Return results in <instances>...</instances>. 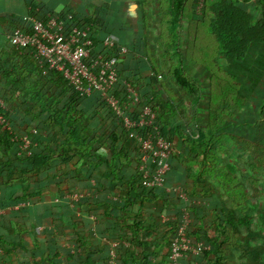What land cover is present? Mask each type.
<instances>
[{
	"label": "trees",
	"instance_id": "obj_1",
	"mask_svg": "<svg viewBox=\"0 0 264 264\" xmlns=\"http://www.w3.org/2000/svg\"><path fill=\"white\" fill-rule=\"evenodd\" d=\"M246 1H253L254 5H257L260 11L264 12V0ZM204 2L205 10L208 8L209 0H204ZM194 3H197V0H173L172 18L170 22L173 23L174 27H177L175 46L179 56V65L174 70V76L177 84L189 93L195 95L201 90L203 92L205 91L206 93L204 94L206 95L210 94V99H208L206 103L207 109L205 113L203 112V119L210 120H204L209 131L205 132L207 126L199 125L198 132H194L195 127L190 124L191 121H189L186 111L178 106V99L172 101V95L169 94V87L164 86L165 80L162 76V71L157 62L150 55L141 56L147 68L142 71L140 75L138 72L134 73L139 80H142V85L138 82L139 80L124 76L121 68L123 63L127 60V57L133 53V50L124 57V60L119 65L120 81L117 84L116 90L120 91L124 99L126 96V83H132L136 89L144 87L146 88L145 96L143 97L141 95L143 104H150L157 113V105L160 107L157 124L161 133L172 145L179 140L180 143L178 146L185 147L183 149L181 147L178 148V153L174 155L172 159V171L169 173L168 178H170L174 172L173 175L179 171L182 173L177 174L178 177H183L186 182L190 181V185L186 183V188H184L189 201L186 208L190 211L193 219H197V221L201 222L200 216L203 215L201 214L202 204L199 203V199L206 198L211 193H214L212 186L204 180V173L211 167V164H213L214 159L211 156V152L214 141L219 139L220 129L218 120L223 118L226 112L222 102L233 96V94L237 95L242 93V90L239 89L240 83L237 80L231 82L228 78H224L215 68L214 63L217 59L220 46L218 43H215L214 37H210V28L207 18L200 19L197 16L196 11H194ZM29 6L31 8L30 17L33 16L35 18L47 15L48 13H55L53 10L41 6L34 1H30ZM191 7L193 8L191 9ZM61 13H73L75 19L72 22L74 24H78L81 29H90L89 38L94 43V53L96 52L97 54H102L109 58L118 56V48L109 51L105 47V40L112 33L107 32L99 15L92 18H82L70 7H67ZM31 26V21L27 19L19 24L17 29L29 31L31 30ZM123 46H125V44ZM10 56L13 58L15 57V59L19 57L23 65H19L20 61H17L18 64L8 61L7 64L9 66H1L0 64V79L2 78V82L5 84L3 88L4 94H2L4 97L3 99H5L6 104H8L7 106L15 108L14 106L16 105V109L12 115L9 111L0 108V114L4 115L9 122H13L17 128L16 130H18L22 136L25 134L29 135L31 138L33 136L34 143L37 137H34V133H31V131L35 129L34 126H29L26 122L21 123L15 121L16 118H20L18 115L19 112L25 116H31L34 125L36 124L34 121H38V119H46L45 121H47V123L49 120L51 125L54 124V127L66 134L67 139L62 147L59 145L55 147L49 145L45 146L46 150L40 148L42 152L40 157L35 155L31 157L27 155L20 156L19 146L13 141V137L9 130L6 127L0 126V177L8 173H13L17 177L16 180H9L13 189L11 192L12 197L10 199H6L5 197L0 198V209H7L6 216L0 217V242L4 245L8 244V240L5 237L6 235H4L2 231H12L10 227L15 225H22V228L26 226L27 228L23 229L22 234L18 235L19 241L14 246L17 250L29 254V260L32 264H82L83 257H79L78 254L73 255L70 250H66L63 244L66 240L62 237H58L54 232H49L47 234L50 243L48 253L45 255L38 254L41 245L37 242V236L35 234L41 227L39 223L43 225L47 224L48 222L45 221L47 218H50L51 221L59 219L63 222L64 227H69V229L63 233V237L66 238L72 234L74 238L72 242L85 249L87 260L85 264H99L93 263L94 258L92 256L99 240L97 225L92 224L88 226L89 221L86 220L85 217H80L78 215L79 211H89L86 210L88 205H99L103 208V211H106V217H114L110 213L111 211L121 217L119 222H116L113 227L109 228L114 234L117 233V237L114 239L108 238V241L127 242L131 245L130 247H125L123 245L119 247L117 251V264H172L173 244L181 218L177 217V220L166 225L163 224V219L165 217L178 216L180 206H182L180 196L178 194H168L165 189L155 190L148 189L144 186L143 178L139 172L140 147L137 140L130 137L122 120L116 117L99 96L94 95L96 98V105L101 109H109V112L115 120L121 122V130L116 127L118 129V134H113L109 141L104 140V143H101L102 141L98 139L96 130L93 131V128H88V126L82 122V116H84V114L79 111V105L88 97L81 96L78 92L69 87L67 81L60 73L49 70L47 75L42 74V71L37 66V64L41 66L40 62L35 59L30 49L16 50L14 54ZM32 66L35 70L39 71V78L30 76L29 72ZM46 68H48V66ZM30 73L34 74L33 71ZM222 80H224L225 83H222ZM215 82H218L216 85L218 88L213 89ZM214 91H216V93L213 94ZM16 102L18 105L15 104ZM197 103L200 104V107H204L205 105V103L201 104L199 97ZM199 104L197 105L199 106ZM40 122L44 123L43 121ZM121 141L122 146H120ZM109 142L111 145H109ZM129 145L137 149L134 156L131 155L132 157H128ZM103 147H109L110 153H100ZM1 154H3L2 157ZM57 158H60L62 161L71 159V165L67 167L68 171L66 172L75 171V169L78 168L80 160L89 159L90 161L88 160L86 164L83 165L85 170L87 172L93 170L98 171L99 173L95 172V174L102 182L104 181L103 173L96 167L97 164H104L105 168H107V175L109 177L111 176L114 180L112 193L114 195L113 197L116 199H109V194L108 196L98 197V199L94 201L83 200L75 209L69 205L67 199V202L64 200L60 202L54 201L52 204L48 205L42 200L41 202L43 205H41V207L44 211H47L48 217L42 216L45 212H40L37 215L41 217V219L45 218V220L39 223L35 221L34 216L37 212L35 213L34 211L36 205L32 206L34 203L33 201H35L36 196L42 194V191L47 186L45 185L44 178L38 179L40 177L39 170L48 166L52 160ZM94 159L95 162L97 161L96 163L93 162ZM39 162H41L40 165L38 164ZM175 162L178 164L177 167H179V169L173 172ZM191 162H194V165L191 167L187 166ZM132 169L135 170V174L130 173ZM51 175H54L53 178H58L59 176L58 173H51ZM99 176L103 179L101 180ZM93 181L97 182L96 188L90 186L88 188L84 187L83 190L91 188L93 191L96 190L99 192L100 195L101 189L98 184V179L91 177L88 183L92 184ZM167 185L169 186V182ZM123 186H127L129 189L125 190L122 188ZM76 192L78 191H75V194ZM65 197L66 194L62 193L61 198L65 199ZM99 200L100 202H98ZM132 201H135L134 203L140 201L142 208L145 207V204L159 205L161 204L160 202H164L166 206L161 212H156L148 217L147 221L146 219H144V221H139L141 216H145L144 211L140 212V217L132 221L126 205L132 203ZM20 203H25L28 207L8 211V209L20 205ZM39 209L37 211H39ZM170 210L172 212H169ZM227 218V221L218 223V228H216V233L221 232V236L215 234L211 236L209 234L210 229L205 233V236L208 238L206 241L208 240L207 242L212 245L211 252L207 253V255L213 257V262L211 264H223L225 260L223 249L224 240L222 237L228 238L230 233H226L224 224L237 232L240 229L248 230L247 227H249L251 216L245 215L237 217V215L232 216L231 214L230 217ZM21 219L24 221L21 222ZM202 224L203 227L207 225L205 219H202ZM192 227L190 229L191 239L196 242H201L202 240H200V237L197 234L195 236L193 233ZM159 228H161L160 232H158ZM163 228L167 229V233L162 235L161 232H165L162 230ZM70 229L72 231H70ZM83 229L90 231L84 239L82 237V232L85 233V230ZM14 236L16 235L14 234ZM234 236L237 235L234 234ZM15 241L14 239L13 242ZM234 241H236V239H234ZM234 241H232L233 244ZM242 244L238 246H243L245 249V244ZM247 244L252 248L249 243ZM229 248H235V246L232 245L229 246ZM248 252H250V250ZM151 256L154 257L155 262L151 261ZM192 256V254L187 256L189 259L185 262L186 264H195L193 259L191 260ZM259 261L261 262L262 260L259 259ZM260 262L255 264H259ZM260 264L264 263L261 262Z\"/></svg>",
	"mask_w": 264,
	"mask_h": 264
},
{
	"label": "crops",
	"instance_id": "obj_2",
	"mask_svg": "<svg viewBox=\"0 0 264 264\" xmlns=\"http://www.w3.org/2000/svg\"><path fill=\"white\" fill-rule=\"evenodd\" d=\"M30 1L39 3L41 6L51 9L54 12H62L64 9H66L67 7H71L72 5L74 7V11L76 12V14L82 18H92V17H96V15H99V18L102 20L104 27H106L107 29V32L118 35L121 38L123 45L124 44L129 45V47H131L133 50V53L127 57V60L123 63L121 67L124 76L133 77L135 80H139L138 77L134 75V73L138 72V74L140 75V73L147 68L144 61H142L141 58V56L144 55V50H145L144 48H146L143 30H145L146 14L149 8L147 7V3L145 0H0V64L1 66L8 65L7 64L8 61H12V63L15 62V64H18L17 61H20L19 65L23 63V62L21 63V59L19 57L15 59V57L13 58L12 56H10L13 55L16 50L10 46L7 40V35L10 33V31H15L19 27V24L26 21L27 19H30L31 16V8L29 6ZM224 1L220 3L219 8H215L214 10L211 9L212 11L211 14L213 15V12L215 14L213 15L214 19L211 15L210 18H212V20L207 18L209 23V28L211 31L210 37H214L215 43H218L220 46L219 52L217 54V59L214 65L215 68L220 72V74L224 76V78H228L231 82L233 80H237L240 83L239 89L242 90V93L237 95L233 94V96L227 98L226 101L222 102V104L225 106V109L227 110L229 106H234L235 104L249 105L250 100L251 99L254 100L253 105L256 107V109H254L251 112H248L247 116L245 117L247 121L245 119L244 120L245 122H248L249 119H251L252 121L255 122L264 117V110L263 113H261V107L264 106V12L260 11L258 6L254 5L253 1H246V0H224ZM209 5H210V0H209ZM215 24L218 29L216 30L220 34L219 37L217 36L215 31L212 30V27H215ZM143 42L144 44H142ZM37 66L42 71V74L44 75L48 74L49 71L48 68L42 65L39 66L38 64ZM159 67L160 69H162L160 65ZM30 70L34 72V74H31L30 71L29 72L30 76L39 78L40 73L38 70H35L33 66L30 67ZM2 81L3 80L1 78L0 99H2V101L4 102L5 108H1V109L9 111L13 115L16 109V105L14 106L15 108H13L12 106H7L8 104H6L5 99H3L4 97L2 95L4 94L3 88L5 85ZM138 82L140 83V85L143 84L141 79ZM221 82L225 83L224 80H222ZM217 84L218 82H215L213 89L218 88L216 87ZM137 90L139 91L140 95H142L143 97L145 96L146 88L141 87V89H137ZM15 104L18 105L17 102ZM96 107H98L96 105V98L94 95H92L89 96L84 102H82L79 105V109H80L79 111L83 112L84 114V116H82V122L86 124L88 128H93V131L96 130L98 134V139L102 141L103 136L99 124L100 116L98 113H95L93 111ZM241 110H243V108H241L240 111ZM238 111L239 109L236 112ZM111 119L114 121V123H112V125L109 124L107 126L109 129L108 131L109 137H105L107 138L106 139L107 141H109L110 137L113 134H118V129L116 128L117 127L116 124L118 122L117 120L115 121L114 120L115 118L112 116ZM19 120L20 118L19 119L16 118L15 121H19ZM9 123L11 125V131L9 128L7 129L9 130L12 137L14 138L15 135L22 136V134L18 130H16L17 128L14 125V123L13 122H9ZM32 131L31 133H34V137L38 135V132H32ZM56 132L62 136V139L56 140V142H54L50 146L55 147L56 145H59L60 147H62L65 144L67 136L64 132H62L59 129H56ZM32 142H33V136H32ZM120 146H122V143L120 144ZM42 149L46 150V148H42ZM102 149L107 150V152L105 151L106 153H110L109 147H103ZM130 150L131 149H129L128 151ZM31 152L32 155H29V157L33 155L38 156L37 154L38 151L34 147ZM2 155L3 154H1V157ZM83 160L80 161V163H78V168H76L75 171L72 172H66L68 171L67 167L71 165L72 162L71 159L62 161L60 158L59 159L57 158L52 160L48 166L44 167L47 170L46 173H49V175L45 177V183L48 184L46 187H48L49 185L51 186L55 185L56 183H54V181L62 178H66L68 181L70 176L76 179L75 184L84 186L85 188L87 187V184L91 185L90 183H88L91 180V177L97 179L96 178L97 176H95L94 173L87 174L89 171L87 172L84 169L83 170L85 172V173L83 172L84 173L83 175H85L84 178L78 177L80 175L79 172L84 168ZM88 160L89 159H86L84 161L87 162ZM93 162H95V159L93 160ZM38 164L40 165L41 162H39ZM177 165L178 164L175 162L173 167V172L179 169ZM187 166L190 165L188 164ZM207 170L208 171L210 170L211 174H214L215 171L219 174V172L221 171V167L215 164H211V167L208 168ZM208 171L207 172L205 171L206 173H204V178H205L204 180L206 181V183H209V185L212 186L214 193H211L206 198L199 199V203L202 204L201 214L203 216H200L201 222L197 221V219H193L194 222L192 227V231L195 234V236L197 234L200 237V240H202L201 243H203L204 245H206V247H208V250L206 252L212 250V245H210L207 242L208 240L206 241V239H208L205 236L206 231L210 229L209 234L211 236L213 234L221 236L222 235L221 232H217L218 234L216 233V228H218V223H223V221H227L228 220L227 217H230L231 214L232 216L237 215V217H241L243 215V214L240 215L235 211H234L235 213H232L233 212L232 210L229 211L227 209L228 202H230L229 201L230 196L226 194H222L221 192H219V190H217L216 186L207 176ZM51 173H58L59 175L58 178H53L54 175L52 176ZM181 173L182 172L177 171L175 175L172 174L170 178H168L169 180L168 182L170 186H175L184 190V188H186L185 184L188 183V185H190V181L186 182L184 181L183 177L177 176V174H181ZM43 175H40L38 179L39 180L42 179ZM16 179L17 177L13 173L12 174L8 173L7 175L0 177V198L5 197L6 199H10L12 197L11 192L13 191V189H12V185H10L9 180L13 181ZM105 181L106 180L103 181V184H105ZM92 184L93 186L94 184L97 185V182L93 181ZM98 184L101 189L100 183ZM106 184L111 188L114 187V180L112 179L111 176L109 177V180H107ZM94 187L96 188V186ZM76 191H78L76 192V194L93 192V190L90 191V189H87L86 191H80V190H76ZM101 191L103 192V188L101 189ZM48 192L50 194L52 193L51 190L45 191V193ZM58 194L60 196H58ZM58 194H57L56 202H60L62 200L67 202L68 196H66L64 199L61 198L62 193L59 192ZM173 194H178V193H173ZM98 197H102L101 194ZM112 197L113 196L108 198L111 199ZM180 201L182 202L181 204L183 207L186 206L187 203L189 202L183 200L181 197H180ZM98 202H100V200ZM160 203H161L159 204L160 206L145 204V207L142 209L145 215L143 217L142 216L140 217L141 211H139L138 209L136 211H132L128 209L130 213L129 216L132 219V221L136 220L138 217H140L139 221H144V219H146L147 221L148 217H150L156 212H161V210L166 206L164 202L163 203L160 202ZM23 204L25 203H20V205ZM45 204H49V203H45ZM134 204L137 205V203ZM182 206H180V209L182 208ZM16 207L17 206H14L8 209V211L18 210L15 209ZM40 207H41V203L37 204L34 207L35 213L37 212L34 216V219L35 221H38V223L45 220V218L41 219V217L37 215L38 213L45 212L42 216L46 218L48 217V213L47 211H44V209H42V211H37ZM101 209L103 210L102 207H97L96 211L83 210V212H81V214L78 213V215L80 217L81 216L85 217L86 220L89 221L88 226L92 224L97 225L96 227L98 230L97 234L99 240L95 248V252L92 255L94 258L93 263L111 264L110 249H108L110 242L108 241V238H112V237L115 238V234L117 233L114 234L112 231L109 230V228L113 227V225L116 222H119L121 217H119V215H117L113 211H111L110 213L114 217H108V216L106 217L105 215L106 211L105 210L102 211ZM6 210L7 209L5 210L0 209V217L6 216ZM86 212H88L89 214H86ZM169 212L172 211L170 210ZM28 216L30 217L29 214ZM202 219H205L206 223L208 224V227L207 226L203 227ZM23 221L24 220L21 219V222ZM45 221L48 222L45 225L39 223L41 228H44V230L42 232L37 231V233L35 234L37 236V242L41 245L39 248L40 250L38 251V254L41 255H45L49 251L50 243L47 237V234L49 232H54V234L56 235V231L61 230L62 231L61 235H57V236L62 237L66 240L67 238L63 237V233L67 229H69V227H64L63 222L59 219L51 221L50 218H47V220ZM55 227H57V229ZM224 227L226 229V233L228 234L230 233L228 235L229 236L228 238L222 237V239L224 240L223 249L225 251V256L228 257L227 254L229 252H227V250L229 246L233 245L232 241L230 240L231 238L234 237V235L232 234L237 235L236 238L237 240L238 238H240L242 233H244V230L240 229L237 232L236 230L230 229V227L225 224ZM26 228H27L26 226L25 228H22V225H15L13 227H10L12 231H7V230L2 231V233L6 235L5 237L8 240V244L4 245L3 243L0 242V264H15L14 263L15 261H18L19 264H32L31 261L29 260V254L17 250V248L14 246L19 241L18 235L22 234L23 229ZM160 230L161 228L158 229V232H160ZM162 230L165 231V232H161L162 235L167 233V229L163 228ZM70 231L72 230L70 229ZM88 232L90 231L85 230V233L82 232L83 239L87 236ZM14 234L16 236H14ZM69 238H73V235L71 234ZM14 239L16 240L15 242H13ZM65 242L66 241H64L63 243L64 245H66ZM78 248L80 249V252L78 254L79 257H83L82 259L83 262L81 263L82 264L87 263L85 256L86 255L85 249L82 248L81 246H78ZM248 255H253V252H251ZM199 258H200L199 255H193L191 257V260L193 259L194 263L195 262L198 263L197 261L199 260ZM187 259H189V257L186 258L184 264H186L185 262L187 261ZM151 261L155 262L153 256H151ZM251 261L252 262L255 261V263L259 262L256 259H252Z\"/></svg>",
	"mask_w": 264,
	"mask_h": 264
},
{
	"label": "rangeland",
	"instance_id": "obj_3",
	"mask_svg": "<svg viewBox=\"0 0 264 264\" xmlns=\"http://www.w3.org/2000/svg\"><path fill=\"white\" fill-rule=\"evenodd\" d=\"M145 1L147 3V7L149 8L146 14L145 30H143L144 41L146 45V48H144L145 49L144 55L146 56L150 55L157 62V64L161 66L162 76L165 80L164 86L169 87V94L172 95V99H173L172 101H176V99H178L177 100L178 106L182 108L184 111H186L189 117V121H191L190 124L193 127H195L194 132L197 133L199 125L207 126L205 125L204 120L210 121L205 118L203 119V112L205 113L207 109L206 103L208 102L207 100L210 99V94L206 95L204 94L206 93L205 91L203 92L200 90V92H197V94L193 95L189 93L187 90L181 88L176 82L174 76V70L179 65V56L175 46L177 27H174L173 23L170 22L172 18L173 0H145ZM223 1L224 0H210V5L208 8H206L207 10L205 9L200 12H198L199 11L198 7L200 5L194 3V11H196L197 16L200 19H204L206 17L212 20V18L210 17L211 16L213 17V15L215 14L214 12L213 15L211 14L212 13L211 9L214 10L215 8H219L220 3ZM192 8L193 7H191V9ZM216 29L217 27L215 24V27H212V30H214L217 36L219 37L220 34L219 32H217L218 29L217 30ZM209 32L211 33L210 30ZM142 44H144V42ZM125 47L128 49V53L126 55L130 54L132 48L129 47V45H125ZM214 93H216V91H214L213 94ZM198 97L199 100H201V104L205 103L204 107L202 106L200 107V104L197 103ZM253 101L254 100L251 99L249 105L235 104L234 106H229L225 112V116L220 120H218L219 129H220L219 139H217V141L216 140L214 141V145L212 146L213 148H212L211 156L214 159L213 164L220 166L221 167L220 172L222 173L219 172L218 174L215 171L214 174H211L210 170L209 171L206 170V172L208 171V175L207 174L206 175L216 186L217 190H219V192H221L222 194H226L230 196L229 197L230 202H228L227 209L229 211L232 210L233 211L232 213L237 212L240 215L243 214L242 216L245 215L251 216L249 227H247L248 230L245 229L244 233H242L240 238H238L236 241H234V239H236L237 236H234L233 238L230 239L231 241H234L233 245L235 246V248L232 249L228 248L227 250V252H229L227 254L228 257L225 256V260L223 261V264H255V261L253 262L251 261L252 259H256L257 261L261 259L262 260L261 262L264 263V117L255 122L252 121L251 119H249L248 122H245V120L247 121L245 117L247 116L248 112H251L254 109H256V107L253 105ZM197 104H199V106ZM99 108L96 107L93 111L95 113H98L100 116L99 124L103 136V140L101 143H104L103 141L107 139L105 137H109L108 134L109 129L107 126L109 124L112 125L114 121L111 119L112 115L109 112V109L104 108L101 110ZM157 108H158L157 114H159L160 107H158L157 105ZM241 108H243V110L240 111ZM238 109L239 111L236 112ZM263 110H264V106L261 107V113H263ZM18 115L20 117L19 122L24 123L26 121V123L29 124V126L31 125L34 126L35 129H33L32 132H38L35 143L31 145V149H33L34 147L38 151L37 154L39 157L42 155L40 148H45V146L52 145L54 142H56V140L62 139V136L56 132V129L58 128L54 127L53 126L54 124L51 125V123H49V120L47 123L45 119H38V121H34L36 123L34 125L32 122L33 118L31 116H27V115L25 116L20 112L18 113ZM40 121H43L44 123H41ZM116 126L119 130H121L120 121H118ZM208 131L209 129L207 126L205 128V132ZM179 143H180L179 140H177L174 143V146L177 147V149L181 147L178 146ZM109 145H111L110 142ZM129 148L131 150L128 151L129 152L128 157H132L134 156L137 149L136 147H132L131 145H129ZM181 148L183 149L185 147L183 146ZM105 151L107 152V150L101 149L100 153L107 154ZM84 160H83V165L86 164ZM189 165L193 166L194 162H191ZM96 168L103 173L104 180L106 179L105 184H103V182L100 181L98 177H96L101 185V189L103 188V192L100 191L101 196H105L109 194L110 197L114 196L112 193L113 192L112 188L106 184L107 180H109L108 179L109 176L106 173L107 168H105L104 164H97ZM84 169L85 168H83L81 171L79 170L80 175L78 177L84 178L85 176L83 175L85 173L83 171ZM46 172L47 170L45 168L39 170L40 175L44 174L43 175L44 179L46 176L49 175V173ZM95 172L99 173L98 171H89L87 174L90 173L95 174ZM130 173L135 174V170L132 169ZM95 176L97 175L95 174ZM75 182L76 179L73 178L72 176L69 177L68 181L66 178L55 180L54 183L56 184L53 185L54 187L51 185L46 187L42 191V194L40 196H36V199L35 201H33L34 203L32 206L40 203L41 205H43L41 202L42 200L44 201V203L52 204L54 201H56L57 194L59 192L65 193L66 196H71L74 195L76 190H81V191L87 190V189L83 190L84 186L75 184ZM45 185L48 184L45 183ZM90 186L93 185L87 184L86 188ZM122 188L125 190L129 189L127 186H123ZM89 189L90 191L92 190L91 188ZM46 190H51L53 194L52 193L50 194L49 192L45 193ZM105 190L108 192H106ZM58 196L60 195L58 194ZM134 202L135 201H132V203L126 204L128 209L132 211H136L137 209L139 211H142L143 208L142 205L140 204V201L138 202L136 201L137 205H135ZM95 207L96 206L88 205L86 210L96 211L97 207L100 206L97 205V207L96 208ZM25 208H27V206ZM185 208L186 206L184 207L182 206L177 217L182 216V211H184ZM39 211H42V207H40ZM86 214L89 213L86 212ZM171 222L172 220L170 217H167V220L163 219V224L165 225ZM206 226L208 227V224ZM55 228L57 229V227ZM61 232H62L61 230L56 231V235H61ZM115 237H117V234H115ZM66 238H67L65 242L66 245H69L71 247H76V251H77L78 245L72 242L74 238H69V237ZM109 242L111 245V242L113 241H109ZM242 243L245 244V249L243 248V246L241 247L238 246V244H242ZM247 243H249L252 246V248L248 246ZM108 249H110V246ZM249 250L253 252V255H248L251 253L248 252ZM210 252L211 251L201 252V254L199 255L200 258L197 261L198 263L195 262V264H203V263L211 264L213 262V257L211 255H207V253ZM73 255H76V253ZM14 263L19 264L18 261H15Z\"/></svg>",
	"mask_w": 264,
	"mask_h": 264
},
{
	"label": "built area",
	"instance_id": "obj_4",
	"mask_svg": "<svg viewBox=\"0 0 264 264\" xmlns=\"http://www.w3.org/2000/svg\"><path fill=\"white\" fill-rule=\"evenodd\" d=\"M198 12L204 10V0H197ZM74 10V7H71ZM73 13H48L40 17H30L31 30L16 29L7 35L10 46L15 50L30 49L36 60L49 70L60 73L67 81L69 87L83 97L99 96L112 110L118 119H121L131 138L137 140L140 147L139 172L143 184L148 189H165L168 194L178 193L188 201L187 194L181 188L168 186V175L172 171V159L178 149L169 143L158 127V114L150 104H143L142 97L132 83H126V96L124 99L120 91L116 90L120 81L119 65L124 60L128 49L122 45L121 38L112 33L105 40V47L111 51L119 49L117 57L109 58L94 53L95 46L89 38L90 29H81L72 21ZM0 108L5 104L0 99ZM0 126L9 128L11 125L6 117L0 114ZM13 141L20 149V156L32 154V138L29 135H15ZM96 186V184H94ZM97 191L77 193L68 196L70 206L77 208L83 200H97ZM112 199H116L112 197ZM28 205H18L20 209ZM81 214V212H79ZM172 221L177 216L170 217ZM179 228L173 244L172 264H184L187 256L200 255L208 247L196 242L190 237L193 218L190 211L185 208L180 217ZM167 220V217L164 218ZM44 228H39L42 232ZM130 247L127 242H111V263L117 264V251L121 246ZM65 249L73 254H79L80 249L64 245Z\"/></svg>",
	"mask_w": 264,
	"mask_h": 264
}]
</instances>
